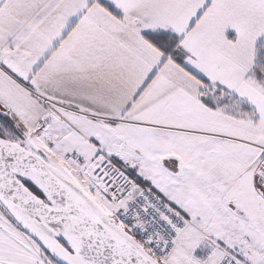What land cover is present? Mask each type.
I'll list each match as a JSON object with an SVG mask.
<instances>
[{
	"label": "snow or ice",
	"instance_id": "snow-or-ice-1",
	"mask_svg": "<svg viewBox=\"0 0 264 264\" xmlns=\"http://www.w3.org/2000/svg\"><path fill=\"white\" fill-rule=\"evenodd\" d=\"M0 264H264V0H0Z\"/></svg>",
	"mask_w": 264,
	"mask_h": 264
}]
</instances>
